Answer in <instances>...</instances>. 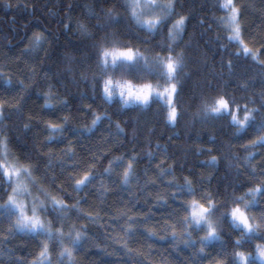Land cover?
<instances>
[{"label": "snow or ice", "instance_id": "6c2138e0", "mask_svg": "<svg viewBox=\"0 0 264 264\" xmlns=\"http://www.w3.org/2000/svg\"><path fill=\"white\" fill-rule=\"evenodd\" d=\"M108 2L109 0H97L103 18L96 14L97 22L91 24L90 28L77 22L76 30L81 36V46L77 49L81 53L79 63L87 65L80 74V82L91 89L93 99L99 97L109 106L117 103L120 110L143 111L153 102H159L165 126L175 127L181 118L183 90L195 74L185 71V54L191 47V40L183 46L180 43L183 41L189 19L188 16L177 12V8L182 9L183 5L180 4V0H122L106 10L103 6ZM74 7V4H68V13H71ZM214 7L224 13L218 18V22L228 32L227 39L240 46L244 55H251L253 60H257L258 56L252 53L243 38L244 27L241 19L248 5H238L236 0H217ZM88 19L91 22L92 17ZM58 23L62 24L66 31L71 29L70 19L69 23H64L63 19ZM200 23H203V20ZM46 31L47 29L37 31L29 36L27 38L29 43L20 50V56L17 57L18 60L24 58L29 83H26L25 79H18L15 83L10 77L3 79L6 86L18 87L19 92L18 98H13L15 103L0 99V124L11 115L19 114L20 118H23L24 102L35 91V94L44 101L41 105L42 113L29 112L23 127L29 131L35 121L37 124H42L43 131L48 134L40 143L39 150H29L25 142L22 147L17 146V153H13L9 147L14 141L8 135L0 134V201H3L0 203V212L9 223V227L3 232V238L8 240L22 235L35 242L39 252L30 264H52L51 254L57 245L60 247L58 264H76L74 251H79L83 247L87 239L88 225L77 226L72 214L75 213V220L90 222H94L96 217L91 212H83L79 207L81 202L85 201V197L69 205L67 201L72 199V196L68 189L75 193L84 192L94 184L98 176H110L114 168L122 165L127 149L123 141L113 144L116 150L124 148V152L109 159L108 167L101 173L97 166L104 159H108L111 149L107 152L93 151L85 148L80 142L82 139H91L88 134L95 135L94 130H99L98 125L105 119L109 122L108 127L111 128L112 116L107 111L98 112L92 105H86L84 109L77 106L76 112L83 110L91 113V123L82 127H69L71 123L69 115L62 117L55 115L58 111L67 108L68 101L59 98L58 93L53 91L52 83L47 84V90H42L33 79L37 75L36 62L39 61L43 65L52 59L51 50L44 47L45 42L48 41ZM141 32L146 35L142 37ZM121 37H127V40ZM133 41L136 42L135 45ZM136 45H144V50ZM178 47L180 51H177ZM221 47L225 46L221 45ZM156 49L159 51H155ZM41 51L44 52L43 57L39 55ZM145 51H155V55L149 59L144 54ZM235 55L239 56L240 52ZM64 59L69 66L63 73L44 72L42 79L48 82L53 78L64 76L65 73L73 72L71 67L73 58L65 54ZM228 67L231 70V61ZM146 77L149 78V82H144ZM2 78L0 74V79ZM151 80H155L156 83L153 84ZM73 82L75 83V80ZM196 87L206 94L214 91L216 85L212 80H204L197 82ZM84 98L85 94L81 93V101ZM200 99L202 104L200 114L205 120H224L230 129L235 128L233 136L237 141L244 140L249 132L255 134V138L249 139L246 144H241V148L246 153L243 156L244 170L241 172L238 167L233 179L227 184L218 183L215 189L211 190L204 187L203 176L195 180L185 176L183 183H177L173 175L167 181V187L173 188L174 191L168 197L158 196L156 199L157 206L169 209L165 219V235L160 239L182 240L185 248H195L198 243L200 248L194 255L201 258L211 255L206 253V248L213 242H218L220 250L210 264H264V160L259 165L249 167L256 155H264L253 151L264 149V114L261 115L259 122L256 119V114L264 109V103H261L259 108H249L247 103L241 106L235 98H226L224 94L211 102L203 96ZM6 105L9 110L8 115L5 114ZM241 113H243L242 117ZM121 114L123 113L119 110L114 113V115ZM45 115L54 119H45ZM132 123L133 138H135L136 121L133 120ZM115 128L118 134L124 133V128L119 122L115 124ZM2 132L3 129L0 128V133ZM66 133H71L75 137V145L80 147L79 154L73 141L67 140ZM103 139L107 141L108 138L103 137ZM171 139L173 138L169 137V140ZM65 140L67 146L60 150L59 158H55L56 153L53 149ZM228 148H231V144ZM204 151L203 148H198L197 154H203ZM208 151L212 150L208 149ZM164 152L167 154V148ZM146 155L151 162L154 153L149 151ZM228 159V167L231 168V160L239 157L231 156ZM69 161L71 163H68ZM139 163L140 158L133 149V154L128 157L127 166L124 167L122 183L129 182L134 165ZM202 163L215 167L219 161L216 156H211L208 161ZM157 168L159 171L156 179L161 181L163 177L172 175L174 171L173 165L170 164L165 168L163 162L158 164ZM207 179L211 184L210 176ZM151 183L155 184L156 181L153 180ZM229 188L232 189L231 194L228 192ZM238 192L239 195L236 194ZM169 200L178 202L173 207ZM151 211L152 209H149L150 213ZM125 215L127 213L122 212L114 219ZM149 219H151L150 215L142 218L128 216L125 235L129 238L133 237L138 231V226ZM168 220L174 222L168 224ZM224 226L229 229L227 233L229 238L238 233L235 240H229L231 251L223 239ZM177 228L181 230L179 235ZM199 232H203V235L199 236L198 240H193V234ZM156 235L157 233L151 230L144 233L145 239H152ZM39 237L44 239L38 240ZM253 240L259 241L255 243L254 250L245 251V245L251 247ZM122 247L127 249L126 254H131L127 241ZM12 264H24V261L17 259Z\"/></svg>", "mask_w": 264, "mask_h": 264}, {"label": "trees", "instance_id": "16d2710c", "mask_svg": "<svg viewBox=\"0 0 264 264\" xmlns=\"http://www.w3.org/2000/svg\"><path fill=\"white\" fill-rule=\"evenodd\" d=\"M119 2L122 0H109L103 7L107 10ZM70 3L75 7L71 13H68L67 5ZM216 3L217 0H180L183 8H177V12L189 17L186 33L180 43L183 46L184 43L191 40V47L186 50L185 54V71L195 74L187 82L182 93L179 123L175 127H171L165 126L159 102H153L148 109L143 111L140 109L135 111L120 110L117 103L109 106L104 104L99 97L93 99L91 89L85 83L80 82V74L87 68V65L79 63L81 53L77 49L81 46V36L80 32L76 30L77 22L90 28L91 24L97 22L96 14L103 18L97 0H0V61L6 62L4 69L0 71L3 77L0 79V99L15 103L13 98H18L19 92L18 87L6 86L3 79L10 77L14 83L18 79H25V82L29 83L24 58L18 60L17 57L20 56V50L29 43L27 39L29 36H32L34 32L47 29L45 35L48 36V41L45 42L44 47L51 50L52 59L43 65L39 61L36 62L37 75L33 79L42 90H47V84L52 83L53 91L58 93L59 98L68 101L67 108L58 111L55 115L61 117L69 115L71 117L69 127H82L91 123V113L83 110L76 112L77 106L84 109L86 105H92L98 112L107 111L112 116L111 128L108 127L109 122L105 119L102 124L98 125L99 130H94L96 131L95 135L88 134L91 139H82L80 142L85 148L93 151L107 152L111 149L108 159H104L102 163L98 164L99 172L102 173L103 169L108 167L109 159L124 152V148L116 150L113 147V144H118L120 141L124 142L127 149L124 160L128 162V157L133 154V149L140 158V163L134 165L127 184L121 182L124 170L118 174L113 169L110 176H98L94 184L84 192L75 193L70 188L68 189L72 199L67 203L71 205L81 197H85V201H82L79 207L83 212H91L96 217L94 222H90L75 220V213L72 214L77 226L88 225L87 239L84 241L83 247L79 251H74L76 264H210L220 250V244L213 242L205 250L211 255L201 258L194 255L200 248L198 243L195 248H185L182 240H161L160 237L165 235V219L169 209L156 205L158 196L168 197L174 191L173 188L167 187V181L173 175L177 183H183L185 176L194 180L203 176L205 177L204 187L211 190H214L218 183L221 185L229 183L238 167L241 172L244 170L243 156L246 153L241 148V144H246L249 139L255 138V134L249 132L244 140L237 141L233 136L235 128L230 129L224 120H205L200 114L202 108L200 97L203 96L208 102H211L214 98L224 94L226 98H235L241 106L247 103L249 108H259L261 103H264V95H262L264 93V50H262V46H264V0H236L238 5H248L241 19L244 27L243 38L247 47L256 52L253 51L258 56L257 60H253L251 55H244L240 46L227 39L228 32L218 22V18L224 13L214 7ZM117 11H122V9H117ZM89 17H92L91 22H89ZM61 19L64 20V23H69V19L71 20L70 30H64L63 25L58 23ZM201 20L203 23H200ZM140 35L143 37L146 33L141 32ZM121 39L127 40V37H121ZM133 44L135 45L136 42L133 41ZM221 45L225 47L222 48ZM136 46L140 47L142 51L145 47L144 45ZM155 51H159V49ZM155 51H145L144 54L151 59L155 55ZM177 51H180L179 47ZM238 51L240 52L239 56L235 55ZM65 54L73 58L74 62L71 64L73 72L65 73L58 79L44 81L42 79L44 72L63 73L69 66L64 59ZM39 55L43 57L44 52L41 51ZM229 61L232 62L231 70L228 67ZM204 80H212L216 85L215 90L206 94L202 93L196 84ZM144 82H149V78L146 77ZM151 82L156 83L155 80H151ZM81 93L85 94L82 101ZM43 103V99L37 96L34 91L24 102L23 118H20L19 114L11 115L9 119L0 124V128L3 129L0 134L8 135L14 141L9 146L13 153H17V146L22 147L25 142L29 150L40 149V143L48 135L46 131H43V125L34 121L33 128L26 131L23 124L29 112L42 113L41 105ZM118 110L123 114L114 115ZM8 112L6 105L5 114L8 115ZM262 114H264V109L261 110V113L256 114L257 122ZM242 116L243 113H241ZM44 118L54 119L49 115H45ZM133 120L136 121L135 138H133ZM117 122L124 128L123 134L117 133L115 128ZM66 135L67 140L73 141L79 154L80 147L75 145V137L71 133H66ZM103 137H107V141ZM169 137L173 139L169 140ZM67 140L53 149L56 153L55 158H59L60 150L67 146ZM229 144H231L230 149L228 148ZM165 148H167V154L164 152ZM198 148H203L204 153L198 155ZM208 149L212 151L209 152ZM149 151L154 153L151 162L146 155ZM253 151L264 153V149H254ZM211 156L218 158L219 164L215 167H209L202 163L208 161ZM231 156L239 157V159H232V167L229 168L228 157ZM262 160H264V155H256L249 167L259 165ZM161 162L165 168L170 164L174 168L172 175L163 177L162 181L156 179L159 171L157 165ZM21 163L26 162L21 161ZM209 176L211 184L207 179ZM245 178L247 177L245 176ZM153 180L156 181L155 184L151 183ZM231 191L232 189L229 188V194ZM57 195L59 194L57 193ZM177 202L169 200L173 207ZM149 209H152L151 213ZM122 212H126L127 215L114 219ZM145 215H150L151 219L140 224L133 237H127L124 232L127 227V217L142 218ZM173 222V220H168V224ZM8 227L7 219H4L0 212V264H12L17 259L23 260L24 264H30L36 257V253L39 252V248L29 237L22 235L5 240L3 232ZM134 227L137 226L134 225ZM148 230L155 231L157 235L152 239H145L144 233ZM180 231L177 228L178 235ZM223 231L225 233L223 239L231 251L229 240H235L238 233L229 238L227 226H224ZM168 235H171L170 228ZM202 235L203 232L194 233L192 239L198 240ZM37 239L41 240L40 237ZM125 241H127L128 249H131L130 255L126 254L127 249L122 247ZM257 242L259 241L253 240L252 246L245 245L244 250H254V245ZM58 250V246H56L51 254L52 262L56 260ZM57 263L58 260L55 261V264Z\"/></svg>", "mask_w": 264, "mask_h": 264}, {"label": "rangeland", "instance_id": "374dc122", "mask_svg": "<svg viewBox=\"0 0 264 264\" xmlns=\"http://www.w3.org/2000/svg\"><path fill=\"white\" fill-rule=\"evenodd\" d=\"M240 48H241V47H240ZM241 49H242V48H241ZM251 51H252V53L254 54L255 51L252 50V49H251ZM253 51H254V52H253ZM255 53H256V52H255ZM5 63H6V62H5L4 60H3V62L0 61V71L4 69ZM0 74H1V73H0ZM54 102H55V98H54ZM126 165H127V160H124L123 163H122V165H121L120 167H118V168H114V170H115L116 172H118V174H119V172H121V171L124 170V167H126ZM40 239L43 240L44 238H43V237H40ZM57 246H58V245H57ZM58 249H59V250H58V254H59V251H60V247H59V246H58ZM58 254H57L56 258H55L56 260H58ZM51 259H52V255H51ZM56 260H55V261H56ZM55 261H53L52 264H55ZM57 264H58V263H57Z\"/></svg>", "mask_w": 264, "mask_h": 264}, {"label": "bare ground", "instance_id": "6f19581e", "mask_svg": "<svg viewBox=\"0 0 264 264\" xmlns=\"http://www.w3.org/2000/svg\"><path fill=\"white\" fill-rule=\"evenodd\" d=\"M8 245V244H7ZM22 257V256H21ZM32 259V258H31Z\"/></svg>", "mask_w": 264, "mask_h": 264}]
</instances>
